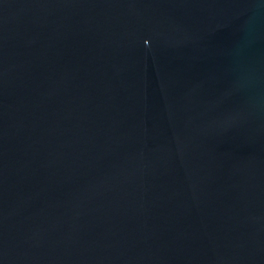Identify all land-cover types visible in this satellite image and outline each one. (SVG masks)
Wrapping results in <instances>:
<instances>
[{
	"label": "water",
	"instance_id": "95a60500",
	"mask_svg": "<svg viewBox=\"0 0 264 264\" xmlns=\"http://www.w3.org/2000/svg\"><path fill=\"white\" fill-rule=\"evenodd\" d=\"M0 264H264V0H0Z\"/></svg>",
	"mask_w": 264,
	"mask_h": 264
}]
</instances>
